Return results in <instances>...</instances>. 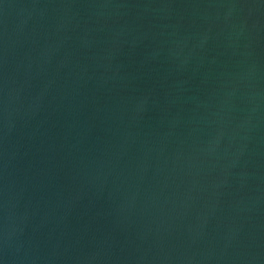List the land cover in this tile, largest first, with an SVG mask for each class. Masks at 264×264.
<instances>
[{
	"label": "water",
	"instance_id": "95a60500",
	"mask_svg": "<svg viewBox=\"0 0 264 264\" xmlns=\"http://www.w3.org/2000/svg\"><path fill=\"white\" fill-rule=\"evenodd\" d=\"M0 264H264V0H0Z\"/></svg>",
	"mask_w": 264,
	"mask_h": 264
}]
</instances>
